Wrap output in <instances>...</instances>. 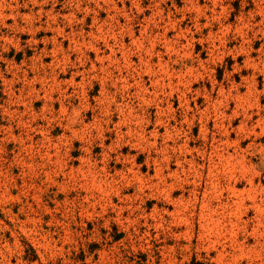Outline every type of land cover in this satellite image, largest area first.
<instances>
[{
	"label": "rangeland",
	"instance_id": "1",
	"mask_svg": "<svg viewBox=\"0 0 264 264\" xmlns=\"http://www.w3.org/2000/svg\"><path fill=\"white\" fill-rule=\"evenodd\" d=\"M264 264V0H0V264Z\"/></svg>",
	"mask_w": 264,
	"mask_h": 264
},
{
	"label": "trees",
	"instance_id": "2",
	"mask_svg": "<svg viewBox=\"0 0 264 264\" xmlns=\"http://www.w3.org/2000/svg\"><path fill=\"white\" fill-rule=\"evenodd\" d=\"M138 264H146L143 262H139ZM186 264H205L203 261H199L196 258H193L190 262L186 263Z\"/></svg>",
	"mask_w": 264,
	"mask_h": 264
}]
</instances>
